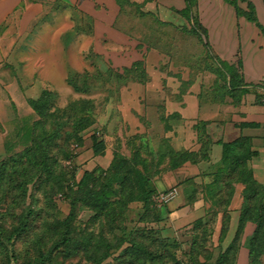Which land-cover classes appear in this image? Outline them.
<instances>
[{
  "label": "crops",
  "instance_id": "obj_1",
  "mask_svg": "<svg viewBox=\"0 0 264 264\" xmlns=\"http://www.w3.org/2000/svg\"><path fill=\"white\" fill-rule=\"evenodd\" d=\"M250 1L257 22L264 26V0ZM130 5L164 26L190 35L198 32L197 40L209 52L215 70L208 69L205 59L194 71L188 64L171 63L168 72H162L161 64L172 60L128 31L125 8ZM185 12L187 17L181 15ZM194 14L202 31L194 32ZM70 32L79 41L78 60L84 55L118 74L133 63H142L144 77L119 87L120 116L109 122L119 127L120 139L132 136L138 146L142 144L137 147L141 156H150L149 189L178 190V197L162 210L163 234L175 238L198 221L209 223L210 237L216 239L211 251L215 260L238 237L234 264H249L244 244L255 225L245 222L237 235L245 190L238 176L241 169L229 174L221 159L224 144L246 140L244 170L264 186V86L260 84L264 37L260 30L237 17L225 0H196L191 9L185 0H0V82L2 92L11 95L13 110L28 114L23 122L38 119L28 100H37L43 91H56L49 78L39 73L47 51L37 47L38 38L54 33L52 40L62 42ZM71 45L77 46L74 40ZM34 56V70L18 73L16 66L22 69ZM234 71L241 80L236 86L230 78ZM109 134L113 135L112 129ZM172 152L188 158L172 168L168 157ZM105 156L107 168L112 153ZM259 261L264 264V250Z\"/></svg>",
  "mask_w": 264,
  "mask_h": 264
},
{
  "label": "trees",
  "instance_id": "obj_2",
  "mask_svg": "<svg viewBox=\"0 0 264 264\" xmlns=\"http://www.w3.org/2000/svg\"><path fill=\"white\" fill-rule=\"evenodd\" d=\"M185 1L188 9L196 5V0ZM225 2L234 8L237 17H243L247 22L254 23L264 37V26L257 22L255 7L250 0H225ZM239 4L243 6V9ZM181 15L188 16L187 12L181 13ZM197 18L196 14L192 15L194 32L202 31ZM221 67L227 68L226 65ZM102 70V73L97 75L108 74L110 76L112 72H115L110 67H103ZM234 72L230 78L231 83L236 86L241 83V80L236 71ZM118 76L123 83L138 81L139 78L144 77L142 63H133L129 68L120 71ZM79 77L83 78L84 76L74 73L67 78V83L74 92H88L87 79L86 81L82 79L81 85L76 84ZM53 94L54 92L51 91H43L37 100H28L29 106L38 119L31 124L22 122L21 127L16 130L14 135L15 141L12 143L6 141L5 151L9 157L0 162V208H4V212H0V253L4 258V264H58L59 256L78 257L82 252L86 253L87 260L92 264L104 263L121 248L124 241L118 240L115 243L108 241L103 236L104 230L99 228L97 235L92 230H85L83 240L77 242L76 227L73 225L76 220L75 208L77 204L93 214L89 220L91 224L102 219L122 221L128 205L132 202L142 203L145 210H149L154 215L153 223L158 224L163 219L161 209L166 206L158 207L153 201L156 191L148 187L151 178L149 163L141 156L140 149L131 153V159L118 152L112 153V160L105 170L85 171L76 185V191L70 195L65 194L67 171L63 169L59 173H55L53 165L50 163L51 148L56 147L54 140L58 134L57 129L51 133L44 129L39 135L35 133L38 126L50 119L48 112L51 109ZM97 137V133L91 137V149L94 155H99L104 150L103 142L97 141ZM246 142L239 138L233 143L224 144L221 165L229 174L235 172L237 168L241 169L238 176L244 183L245 190L237 235L245 222L255 225L253 235L245 241L244 245L248 250L249 264H260L259 260L264 250V186L248 177L244 170L247 156L242 152L247 148ZM74 145L76 148L79 147L78 142H75ZM17 146H23L24 149L19 153H14ZM169 154L172 168H177L188 158L184 153L175 154L172 152ZM250 156L251 154L248 152V158ZM75 157L76 154L70 150L62 157V160L73 161ZM162 158L160 157V159ZM29 186L33 189L30 194L28 193ZM38 194L44 196L45 203H49L54 195L62 197L68 201L70 211L62 221H54L52 238L48 241H46L45 234L34 233V236L28 241L30 244L27 250L28 256L19 263L20 255L14 253L13 246L32 230L36 222L38 212L36 213L34 206L38 203ZM28 198L30 203L26 205ZM46 225L45 222L44 226ZM114 229L116 228H112L110 231L113 232ZM117 229L124 231V228L120 226ZM193 230L197 234L192 237L190 242L194 253L190 257V264H199L198 256L202 255L205 260L212 257V254L205 251L206 249L203 247V242L208 237L209 231L207 224L201 221L193 225ZM199 230L201 231L199 232ZM237 240L238 237L223 254L217 256L214 264H234V248L237 245ZM3 241L6 245L3 244ZM166 242L171 243L172 246L179 245L172 239H167ZM129 244L113 258L115 262L113 264H165L162 262V255L152 254L147 250L146 245L135 240L130 241ZM171 262L172 264H187L175 257H171Z\"/></svg>",
  "mask_w": 264,
  "mask_h": 264
},
{
  "label": "rangeland",
  "instance_id": "obj_3",
  "mask_svg": "<svg viewBox=\"0 0 264 264\" xmlns=\"http://www.w3.org/2000/svg\"><path fill=\"white\" fill-rule=\"evenodd\" d=\"M125 13V24L132 35H135L138 40L147 41L149 46H155L161 52L169 54L172 61H165L161 64L162 68H164L162 72H168L171 68V63H174L177 67L188 64L194 71L199 69L200 65H204L205 59H207L208 69L215 70L216 65L211 60L209 52L197 40L198 32L190 35L187 31H180L164 26L165 24L158 22L155 18L146 15L142 16L137 8L131 5L125 8ZM52 36L54 37V33L50 36L44 33L41 38H38L37 47L47 51L46 61L42 64L43 68L42 70L40 69L39 73L49 78V81L54 84V90L57 92H54V97L51 100V109L48 112L50 119L43 125L38 126L35 129V133L39 135L43 129L51 133L57 129L58 134L54 140L56 147L51 148L50 163L53 165L55 173H59L63 169L67 171L65 194L70 195L76 191V185L85 171L106 169L108 158L105 155L118 152L131 159V153L137 150V147L141 148L142 144L140 143V146H138V142L135 139H131L132 136H124V139H120L117 135L119 127H115L114 124L112 125V122L111 124L109 122L111 119L113 120V117L120 116L118 108L120 95L118 89L125 82L123 83L115 72H112L110 76L108 74L97 75L102 73L103 66L101 63L94 64L90 62L84 58V55L80 54V60H78L76 48L79 46V41L75 40L76 36H73L71 32L66 34L62 42L55 40V38L52 40ZM73 40L77 46L71 45ZM62 49L66 50V52L62 53ZM34 58L35 56L31 61L25 62L22 69L16 66L17 72L31 73L34 70ZM173 71L171 69V72ZM74 73L82 77L84 76L83 78L79 77L76 80V84L81 85L82 79L84 81L87 79L88 92H74L72 90V87L67 83V78ZM89 74L91 75L90 77L88 76ZM6 77L7 74L3 72L2 78ZM208 81H211L210 77ZM0 86L1 162L9 157L4 149V143L6 141L10 143L15 141L14 135L16 130L21 127L23 120H26L29 116L25 110H13L10 103L12 99L11 95L2 92L3 85L1 82ZM34 117L36 119L35 115ZM111 129L113 135L109 134V130ZM95 133L98 136L97 141H102L104 145V152L102 151L101 155H94L91 149V137ZM75 142L79 143L78 148L75 147ZM23 149V146H17L13 152L19 153ZM70 150L76 154L74 160L68 162L67 160H62V157L70 152ZM144 159L149 165L151 164L150 156L144 157ZM32 192L33 189L29 186L28 193ZM37 198L38 203L34 206V210L36 213L38 212L36 222L32 230L26 236L19 239L13 246L14 253L20 255L19 263L28 256L27 250L30 247L28 241L34 236V233L45 234L46 241H48L52 238L54 221H62L70 211L68 201L58 195L52 196L49 203H45L44 196L40 194L37 195ZM29 203L30 199L28 198L26 205ZM162 210L161 213L164 211ZM0 212H4L3 207L0 208ZM75 214L76 220L73 225L76 227L77 242L83 240L85 230H92L97 235L99 228L104 230L103 236L108 241H112L113 243L118 240L124 241L121 248L102 264L115 263L113 258L118 255L120 250L128 247L130 241L133 240L146 245L145 247L152 254L162 255V262L165 264H172L171 257L190 264V257L194 254L190 247V242L197 232L192 231V227L183 230L175 238H169L168 235L163 234V230H165L164 222L161 220L158 224L153 223L152 218H154V215L149 210H145L142 203H130L126 213H124L123 220L119 222L117 219H102L95 224H91L89 220L93 214L78 204L75 208ZM45 222L47 223L46 226H44ZM206 224L207 228L211 225L209 223ZM119 226L124 228V231L117 229ZM112 228L116 229L111 232L110 229ZM210 236L208 233V237L203 242V247H205V251L212 254L211 251L216 239H211ZM167 239H172L179 243V245L172 246L171 243L166 242ZM3 244L6 245L4 241ZM215 257L214 253L209 260H205L202 255L198 256L197 259L199 264H213ZM57 263L92 264L91 261L87 260L85 252H82L78 257L73 255L71 257L59 256ZM0 264H4V258L1 253Z\"/></svg>",
  "mask_w": 264,
  "mask_h": 264
},
{
  "label": "built area",
  "instance_id": "obj_4",
  "mask_svg": "<svg viewBox=\"0 0 264 264\" xmlns=\"http://www.w3.org/2000/svg\"><path fill=\"white\" fill-rule=\"evenodd\" d=\"M261 85L264 86V78L261 80ZM178 197V190L176 187L169 188L165 191L156 192L153 196V201L158 207L169 205Z\"/></svg>",
  "mask_w": 264,
  "mask_h": 264
}]
</instances>
